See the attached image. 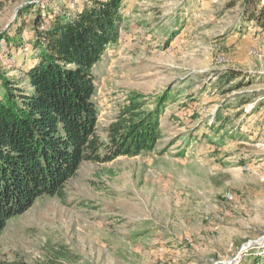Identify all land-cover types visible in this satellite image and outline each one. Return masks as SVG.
I'll return each mask as SVG.
<instances>
[{
	"label": "rangeland",
	"instance_id": "374dc122",
	"mask_svg": "<svg viewBox=\"0 0 264 264\" xmlns=\"http://www.w3.org/2000/svg\"><path fill=\"white\" fill-rule=\"evenodd\" d=\"M79 2L0 0V34L32 37L24 6L54 14ZM242 4L124 0L120 39L95 69L97 132L107 140L131 96L152 109L168 94L162 139L136 157L82 163L63 198L41 197L6 223L0 261L264 264V37ZM0 44L6 76L32 65L34 51L10 46V64Z\"/></svg>",
	"mask_w": 264,
	"mask_h": 264
},
{
	"label": "trees",
	"instance_id": "16d2710c",
	"mask_svg": "<svg viewBox=\"0 0 264 264\" xmlns=\"http://www.w3.org/2000/svg\"><path fill=\"white\" fill-rule=\"evenodd\" d=\"M244 1V23L264 37L262 0ZM35 4L20 9L34 15L30 39L23 40L21 29L13 38L0 34L10 64L16 60L10 46L34 51L32 65L16 68L14 76L0 71V236L37 199L63 198L66 182L82 163L139 156L163 134L159 121L168 94L152 109L131 96L109 125L107 140L97 132L95 69L120 39L124 0H81L70 8L58 6L54 14ZM238 75L227 71L224 78Z\"/></svg>",
	"mask_w": 264,
	"mask_h": 264
}]
</instances>
